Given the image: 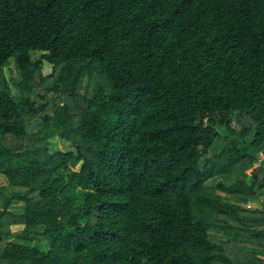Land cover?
Masks as SVG:
<instances>
[{
  "label": "trees",
  "instance_id": "16d2710c",
  "mask_svg": "<svg viewBox=\"0 0 264 264\" xmlns=\"http://www.w3.org/2000/svg\"><path fill=\"white\" fill-rule=\"evenodd\" d=\"M260 154L264 0H0V264H264Z\"/></svg>",
  "mask_w": 264,
  "mask_h": 264
},
{
  "label": "rangeland",
  "instance_id": "374dc122",
  "mask_svg": "<svg viewBox=\"0 0 264 264\" xmlns=\"http://www.w3.org/2000/svg\"><path fill=\"white\" fill-rule=\"evenodd\" d=\"M40 54H33V59L34 60H39L40 58ZM14 68V64L13 62H11L10 66L8 67V69H13ZM6 69V70H8ZM15 71L13 73H10L9 71H6V79L7 81L10 82V84L13 86L12 83V79L15 77ZM14 99L16 100L17 96L16 94H13ZM53 151L55 152H75V147L73 145H71L68 142L65 141H61L59 139H57L56 141H54V145H53ZM264 162V155L260 154L259 155V163L256 165V167L259 166V164ZM217 182H221L220 180H218ZM8 186V181L7 179L3 176L0 175V188H6ZM87 192V190H79V194L85 193ZM217 194L219 196H221L225 201L231 203V204H236V205H241L240 202L237 199H234L233 197H229L227 196L224 192H221L220 190H218ZM259 203H253V204H249V205H242L244 209L249 210V211H257L260 208L257 207ZM24 209V204L19 203V202H15L10 211L14 212V213H21V211Z\"/></svg>",
  "mask_w": 264,
  "mask_h": 264
}]
</instances>
